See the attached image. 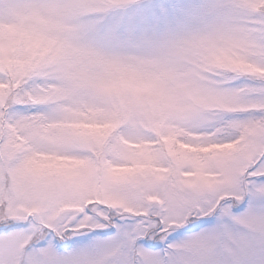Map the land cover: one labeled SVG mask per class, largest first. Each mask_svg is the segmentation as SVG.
I'll return each instance as SVG.
<instances>
[{
	"label": "snow or ice",
	"instance_id": "1",
	"mask_svg": "<svg viewBox=\"0 0 264 264\" xmlns=\"http://www.w3.org/2000/svg\"><path fill=\"white\" fill-rule=\"evenodd\" d=\"M0 229V264H264V0H0Z\"/></svg>",
	"mask_w": 264,
	"mask_h": 264
},
{
	"label": "rangeland",
	"instance_id": "2",
	"mask_svg": "<svg viewBox=\"0 0 264 264\" xmlns=\"http://www.w3.org/2000/svg\"><path fill=\"white\" fill-rule=\"evenodd\" d=\"M155 0H136L137 5L141 7L148 8L150 7ZM177 3H190L196 2V0H174ZM129 13L133 11V9L125 10ZM242 208V206H241ZM132 221H128L131 223ZM215 223V219L211 218L209 221L196 220L187 224L185 229H178L176 231L171 232L170 235L167 236L166 240L161 241L160 239H153L148 241H141L145 248L151 247L153 251H160L167 248L168 244H172L174 247L171 249V252L174 254L177 260L182 259L183 254L185 253V249L181 247L186 241H188L194 234L199 233L201 229L210 227L211 224ZM115 232V229H104L102 231L98 230L95 232H80L71 238V240L60 241L59 243H69L70 245L67 247H62L58 245L60 251H71L74 248L87 249L90 247L96 238H102L106 236H111ZM151 244H154L152 246ZM111 259H116V257H110Z\"/></svg>",
	"mask_w": 264,
	"mask_h": 264
}]
</instances>
